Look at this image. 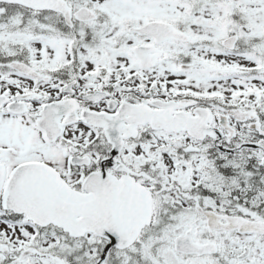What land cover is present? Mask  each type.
Segmentation results:
<instances>
[{"label": "snow or ice", "instance_id": "snow-or-ice-1", "mask_svg": "<svg viewBox=\"0 0 264 264\" xmlns=\"http://www.w3.org/2000/svg\"><path fill=\"white\" fill-rule=\"evenodd\" d=\"M0 264H264V0H0Z\"/></svg>", "mask_w": 264, "mask_h": 264}]
</instances>
